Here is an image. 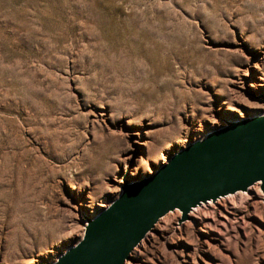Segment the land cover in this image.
Wrapping results in <instances>:
<instances>
[{"label":"rangeland","instance_id":"1","mask_svg":"<svg viewBox=\"0 0 264 264\" xmlns=\"http://www.w3.org/2000/svg\"><path fill=\"white\" fill-rule=\"evenodd\" d=\"M261 111L264 0H0V264L52 262L123 179ZM262 198L171 212L127 261L264 264Z\"/></svg>","mask_w":264,"mask_h":264},{"label":"water","instance_id":"2","mask_svg":"<svg viewBox=\"0 0 264 264\" xmlns=\"http://www.w3.org/2000/svg\"><path fill=\"white\" fill-rule=\"evenodd\" d=\"M154 173L123 179L118 196L96 215L83 213V236L47 264H125L175 211L192 212L259 184L264 201V111L223 118L200 138L154 166Z\"/></svg>","mask_w":264,"mask_h":264},{"label":"bare ground","instance_id":"3","mask_svg":"<svg viewBox=\"0 0 264 264\" xmlns=\"http://www.w3.org/2000/svg\"><path fill=\"white\" fill-rule=\"evenodd\" d=\"M148 171L154 172L155 170H154V168H153V169H152V168H150ZM126 179H127V178H126ZM192 213H193V212H192ZM149 234H152V233L150 232ZM149 234H148V235H149ZM126 263L130 264V262H128V261H127V262H125V264H126Z\"/></svg>","mask_w":264,"mask_h":264}]
</instances>
